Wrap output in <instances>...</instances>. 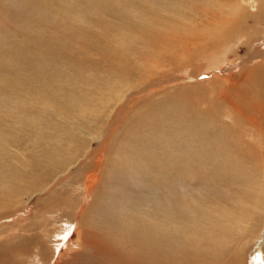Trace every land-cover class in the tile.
Wrapping results in <instances>:
<instances>
[{
	"label": "rangeland",
	"instance_id": "obj_1",
	"mask_svg": "<svg viewBox=\"0 0 264 264\" xmlns=\"http://www.w3.org/2000/svg\"><path fill=\"white\" fill-rule=\"evenodd\" d=\"M236 1L0 0V264H71L105 246L112 264L249 262L259 227L241 230L238 263L239 247L216 244L222 219L208 206L234 188L232 157L264 145V123L239 127L225 101L264 81V42L241 38L218 62L181 47L182 30L207 33L206 14ZM176 29L156 61L150 40ZM189 124L215 130L205 151L223 146L194 170Z\"/></svg>",
	"mask_w": 264,
	"mask_h": 264
},
{
	"label": "bare ground",
	"instance_id": "obj_2",
	"mask_svg": "<svg viewBox=\"0 0 264 264\" xmlns=\"http://www.w3.org/2000/svg\"><path fill=\"white\" fill-rule=\"evenodd\" d=\"M247 3L249 5V11L243 8V5L239 2V0H237L236 3H233V5L236 4L234 8L230 7L229 9H226L225 14L222 13L225 16L219 17L218 15H216V18L210 20V17H208V15L206 14L204 20H206L205 22L210 21V24L207 25H211V28L205 34L199 35L194 31L189 34L188 31L182 30L181 32H183L182 35L184 37H182L183 43L181 44V47L189 50L186 57L193 58L194 60L198 58H206L212 62H218L221 59L229 61V52L234 51V44H236L238 40H241V38H244L245 42L243 44L252 45L254 41L252 37H254V35H258V40L263 39L264 42V27L259 26L261 24V21L259 20L253 26L249 24V20L251 17L254 18V21L255 19H261L264 21V18L261 17L262 15H264V12H261V9L264 8V0H247ZM221 8H223V6ZM200 23L202 22L200 21ZM177 29L169 32L172 34L176 32ZM166 32L162 34L161 30L159 32L157 31V37H153L155 38L153 41L149 39V37L147 36V32H142V34H144V36H142L144 39L150 40V44L152 46H157L154 52L156 61H159L162 58L161 56H164L165 53H171L172 51L170 49H166L161 52L160 47L162 45L160 44L167 45L168 43L166 40L162 39L169 37L170 40L174 41L177 39L176 37H178V35L176 34H172V36H170ZM190 44L195 47L194 49H192V51H190ZM182 49L183 48H180L179 50L182 51ZM155 59L153 58L154 61ZM253 67L254 68L249 70L251 79H248L246 83H249L251 80L256 78L254 71L257 67H259V65L255 64L253 65ZM243 78H245V76L242 77V79ZM228 79L229 77H223V80ZM225 101L228 111L232 112L231 110H233L232 114H235L239 118L238 120H243V123L241 122V126L239 127L247 126L249 128L258 129V132L261 131V124L264 123V81H261V83L259 84H252L251 88H238L236 91V95H226ZM203 113L209 114L210 112ZM187 131L188 133H186L185 136H188L189 138L191 136L192 141L190 144H187L185 146L190 151L194 149V153L197 155L196 157L193 154H185L186 157L188 155V160L184 163L190 166V170H194L192 168H195V166H203L204 164L208 163L207 156L211 155V158H213L215 154H219V151L223 148L221 143H215L214 147L217 148V151H205L206 145H210V143L208 142L213 139L215 130L213 131L212 129L209 130V128H204L203 130L198 131L196 130V128L193 129V127L189 124V129H187ZM177 136L179 137V139L183 138L180 134L176 135V137ZM219 141L223 143L224 140ZM195 146L201 148V150L197 151V148ZM263 147L264 145L262 147L257 146L259 151L255 156L251 155L249 159H246L244 155V160L242 162L240 161L241 158L239 155H234L232 157L234 163L229 168V172L231 174L228 175L229 178H231V176L232 178L228 182L229 184L234 186V188H232L230 191H227L228 196L224 200L208 206V210L216 213L222 219V221H218L214 224V228H211L212 233L215 232L219 234L216 244L223 250H235V247H239L241 254L239 256L238 263H242L244 260L242 250L243 248L239 245L241 244V242L243 245L245 241H242L243 238L240 236V232L243 227H245V225H247L248 223H252L251 225H256L257 227H259V230L256 232V236L254 237L255 241L252 245V249L249 250L248 253L249 262L247 263L245 259L244 264H264V160L259 159L262 158L261 156H264ZM218 148L220 150H218ZM251 149L247 148L248 152ZM232 151L236 152V154L238 152L236 150ZM180 152L181 150L178 149L176 152V158H178V154ZM197 152L200 154H197ZM173 163L175 165L174 167H180L181 165H183L180 163H176L175 161ZM260 220L261 222H259ZM77 226V222L68 226V228H72V231L71 233H67V235L64 237V240H67L68 242L72 240V238L78 231ZM102 249H98V251L102 250V253L100 254L94 252L96 250H92L93 252L89 254L80 253L75 256L71 264H112L109 258V256H111L110 251L106 246Z\"/></svg>",
	"mask_w": 264,
	"mask_h": 264
}]
</instances>
